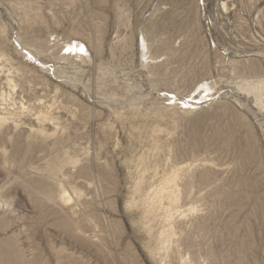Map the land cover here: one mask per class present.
Listing matches in <instances>:
<instances>
[{"label": "rangeland", "instance_id": "obj_1", "mask_svg": "<svg viewBox=\"0 0 264 264\" xmlns=\"http://www.w3.org/2000/svg\"><path fill=\"white\" fill-rule=\"evenodd\" d=\"M0 264H264V0H0Z\"/></svg>", "mask_w": 264, "mask_h": 264}, {"label": "bare ground", "instance_id": "obj_2", "mask_svg": "<svg viewBox=\"0 0 264 264\" xmlns=\"http://www.w3.org/2000/svg\"><path fill=\"white\" fill-rule=\"evenodd\" d=\"M4 252V251H3ZM4 258V257H3Z\"/></svg>", "mask_w": 264, "mask_h": 264}]
</instances>
